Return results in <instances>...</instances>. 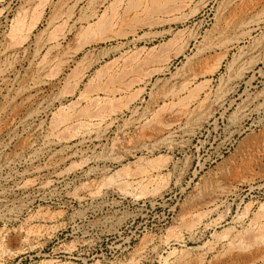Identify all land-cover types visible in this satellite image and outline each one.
I'll list each match as a JSON object with an SVG mask.
<instances>
[{"label": "rangeland", "instance_id": "obj_1", "mask_svg": "<svg viewBox=\"0 0 264 264\" xmlns=\"http://www.w3.org/2000/svg\"><path fill=\"white\" fill-rule=\"evenodd\" d=\"M0 264H264V0H0Z\"/></svg>", "mask_w": 264, "mask_h": 264}, {"label": "bare ground", "instance_id": "obj_2", "mask_svg": "<svg viewBox=\"0 0 264 264\" xmlns=\"http://www.w3.org/2000/svg\"><path fill=\"white\" fill-rule=\"evenodd\" d=\"M31 1H34V0H31ZM43 2H44V1H43ZM43 11H44V8L40 9V11L38 12V14L41 15V13H43ZM39 15H38V16H39ZM17 25H18V24H17ZM29 26H30V25H29ZM17 27H18V26H15L14 29H17ZM13 31H14V30H13ZM11 33H12V32H11ZM1 72H2V71H1ZM180 100H182V99H180ZM183 108H184V107H183ZM179 112H181V111H179ZM155 116H156V115H155ZM27 118H28V117H27ZM245 118H246V117H245ZM62 122H64V121H62ZM55 123H56V122H55ZM173 124H174V123H173ZM161 126H162V125H161ZM167 126H168V125H167ZM33 160H34V159H33ZM149 163H150L149 165H151V167H153V168L156 167V165H157L156 162L153 161V160H152V161H149ZM155 169H156V168H155ZM151 171H152V170H151ZM154 171H155V170H154ZM138 172H139V171H138ZM135 173H136V172H135ZM139 173H140V172H139ZM141 173H145V172L143 171V172H141ZM139 175H140V174H139ZM127 176H128V174H127ZM129 176H130V174H129ZM135 176H136V175H135ZM139 178H140V177H139ZM141 178H142V177H141ZM134 181H135V180H134ZM137 181H138V180H137ZM114 183H115V182H114ZM131 184H134V183H133V180L130 181V180H127V179H123V180L118 181V182L115 184V188H116L118 191L120 190L121 192L124 193V192L127 190L128 186L131 185ZM135 186H137V185H135ZM135 186H134V187H135ZM144 186H145V185H144ZM141 190H144V189H141ZM94 192H95V191H94ZM94 192H91V194L93 195ZM126 192H127V191H126ZM140 192H141V191H140ZM142 192H144V191H142ZM89 193H90V192H89ZM75 194H76V193H75ZM142 194H143V193H142ZM142 194H141V195H142ZM89 195H90V194H89ZM74 196H75V195H74ZM75 197H76V196H75ZM76 198L78 199V198H80V196H78V197H76ZM81 198H82V197H81ZM261 232H262V231H261Z\"/></svg>", "mask_w": 264, "mask_h": 264}]
</instances>
